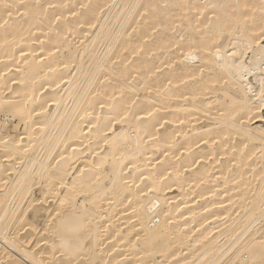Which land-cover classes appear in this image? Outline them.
<instances>
[{
	"label": "bare ground",
	"instance_id": "obj_1",
	"mask_svg": "<svg viewBox=\"0 0 264 264\" xmlns=\"http://www.w3.org/2000/svg\"><path fill=\"white\" fill-rule=\"evenodd\" d=\"M4 4L0 264H264L261 0Z\"/></svg>",
	"mask_w": 264,
	"mask_h": 264
},
{
	"label": "snow or ice",
	"instance_id": "obj_2",
	"mask_svg": "<svg viewBox=\"0 0 264 264\" xmlns=\"http://www.w3.org/2000/svg\"><path fill=\"white\" fill-rule=\"evenodd\" d=\"M0 4H3L6 9L11 7L10 5L4 4V0H0ZM261 12L264 13V0H261ZM7 14L8 16H11L12 12L8 11ZM262 95H264V93H262Z\"/></svg>",
	"mask_w": 264,
	"mask_h": 264
}]
</instances>
